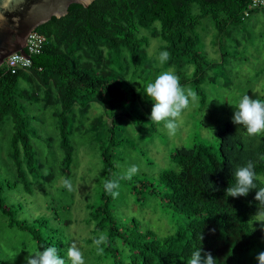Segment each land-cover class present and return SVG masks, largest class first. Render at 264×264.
<instances>
[{
	"label": "trees",
	"instance_id": "obj_1",
	"mask_svg": "<svg viewBox=\"0 0 264 264\" xmlns=\"http://www.w3.org/2000/svg\"><path fill=\"white\" fill-rule=\"evenodd\" d=\"M251 2L94 0L87 7L71 4L65 16L52 17L37 27L35 31L47 42L40 53L30 57L31 66L15 74L0 66V120L8 118L13 124L6 156L15 170L8 178L0 177V214L9 227L25 232L36 251L55 246L67 260V248L73 242L69 218L73 191L61 183L52 198L70 193L71 203L54 204L51 200L43 207L25 194H32V182L52 185L63 176L74 180L76 145L72 137L76 134L92 137V148L98 150L94 164L99 163L98 168L88 170L93 172V181L83 196L84 221L90 228L84 240L88 246L85 264H188L192 252L201 246L218 264H257L256 255L264 251V230L251 221L259 207L256 190L238 198L226 196L225 190L235 182L236 166L248 161L255 165L260 178L257 183L264 186V138L250 136L243 127L227 121L216 132L217 149L198 143L175 148L169 168L148 174L139 170L127 180L119 178L129 167H118L116 155L124 140L121 128L130 133L127 120H122L126 115L116 117L113 112L99 111L88 119L92 103L102 105L109 99L106 104L113 111L115 104L128 101L123 90L132 86L123 72L129 64L144 70L156 63L146 51L152 37L163 42L157 52L170 53L165 67L177 70L182 86L186 79L181 70L186 64L195 65L193 82L204 103L199 84L205 62L196 52L199 40L195 31L202 18L210 17L218 34L228 37L251 13L261 11L249 9ZM193 6L197 15L192 13ZM23 101L54 108L59 158L52 149L51 156L46 153L40 159L31 142L41 139L32 126L37 117L26 113ZM128 107L131 115L141 117L133 122L137 128L140 121L148 120L144 114L148 104H137L133 99ZM49 141L51 138L45 144L50 149ZM114 179L119 180V194L129 191L137 202L144 194L159 199L178 219L174 230L158 236L135 217L123 218L114 207V198L104 189L105 180ZM101 235L106 240L97 246L94 240Z\"/></svg>",
	"mask_w": 264,
	"mask_h": 264
},
{
	"label": "rangeland",
	"instance_id": "obj_2",
	"mask_svg": "<svg viewBox=\"0 0 264 264\" xmlns=\"http://www.w3.org/2000/svg\"><path fill=\"white\" fill-rule=\"evenodd\" d=\"M192 13L194 15L199 13L196 6H193ZM195 33L199 40L196 52L203 57L205 62L204 78L199 84L204 103H202V97L197 95L198 101L190 103L189 108L182 115L180 130L175 136H169L162 124L151 121L150 116H147L149 112L151 114L153 107V103L144 93L147 84L154 82L160 73L169 69L177 73L175 68H166L165 63H160L161 52L157 50L163 42L159 37L150 38L146 49L148 56L156 62L150 69H134L129 64L123 72V77L132 86L131 90L122 89L128 101L115 104L113 111L109 108V103L106 104L109 99L105 98L102 105L92 103L88 113L89 120L99 111H106L107 114L113 112L116 117H120L121 113L126 115L122 120L123 122L127 120L130 133L125 134L121 128L124 140L119 146V153L116 151L118 167L119 165L122 167L136 165L139 170H144L143 172L148 174L169 168L170 156L175 148H190L194 143H198L217 149L216 132L227 121L233 120L235 107L242 96L247 94L253 99L264 98V13L262 11L251 13L244 23L238 26L237 31L235 30L228 37L218 34L210 17L201 19ZM194 69L195 65L186 64L181 72L186 79V84L183 86L196 93V85L193 82ZM133 99L137 104L149 105L147 113H144L148 120L140 121L141 125L138 128L133 122L137 123L141 117L131 115L128 107L130 100ZM21 104L26 113L37 117V121L32 122V126L37 130L41 139H33L31 142L36 147L40 159L45 158L46 153L51 156L52 149L59 158L54 108L51 106L43 108L42 105L28 101H23ZM152 124L155 130L152 129ZM12 133L11 119L0 120V177L2 178H8V174L14 173L15 170L6 156L10 149ZM259 137L264 138V134ZM49 138H51L50 149L45 144V140ZM72 140L76 146L72 170L74 180H71L73 202L69 215L72 221L70 234L72 241H75L84 253L88 247L84 240L89 237L90 228L84 221L83 196L93 181V172H88V170L99 167V163L94 164V161H98L96 157L94 158L98 156V150L92 148L95 144L92 137L88 139V136L80 137L75 134ZM61 183V179L54 181L52 185L32 182V194L25 195L35 200V203L37 202L41 207L51 204V200L52 202L54 200V204L58 202L63 205L70 204V193H58L56 198H52ZM135 200L132 193L123 191L114 199V207L123 218L135 217L143 223H141L143 228H151L158 236L166 235L174 230V223L178 219L162 207L159 199L144 194L141 202ZM261 242L264 245V240ZM35 252V245L31 238L25 232L9 227L7 220L0 214V264H25V258Z\"/></svg>",
	"mask_w": 264,
	"mask_h": 264
},
{
	"label": "clouds",
	"instance_id": "obj_3",
	"mask_svg": "<svg viewBox=\"0 0 264 264\" xmlns=\"http://www.w3.org/2000/svg\"><path fill=\"white\" fill-rule=\"evenodd\" d=\"M170 58V53H160V63H165ZM153 103L150 120L162 124L169 136H175L180 130V120L190 103L198 101L197 94L186 86H182L180 78L171 69L160 73L154 80L149 82L144 92ZM232 122L243 127L250 136L264 134V100L251 98L244 95L235 107ZM239 130V129H238ZM213 131V130H212ZM139 172L136 165L129 167L119 179L131 180ZM234 183L225 190L226 196L232 198L247 197L249 192L256 190L255 200L259 202L258 211L251 221L259 224L264 230V186L257 181L260 179L255 171V165L248 161L238 165L233 171ZM62 185L69 191L73 190L72 181L66 177L61 178ZM119 180H105L104 189L114 199L119 196ZM209 187H212L209 184ZM200 241L203 236L200 235ZM106 240L103 235L94 243L99 246ZM257 264H264V251L259 252L255 257ZM25 264H85L84 253L74 241L67 248V260L59 255L55 246L44 248L43 251H36L25 258ZM188 264H218L211 252L204 251L203 247L197 248L191 254Z\"/></svg>",
	"mask_w": 264,
	"mask_h": 264
},
{
	"label": "water",
	"instance_id": "obj_4",
	"mask_svg": "<svg viewBox=\"0 0 264 264\" xmlns=\"http://www.w3.org/2000/svg\"><path fill=\"white\" fill-rule=\"evenodd\" d=\"M94 0H0V66L14 53L26 58V38L52 17L67 14L71 4L87 7Z\"/></svg>",
	"mask_w": 264,
	"mask_h": 264
},
{
	"label": "built area",
	"instance_id": "obj_5",
	"mask_svg": "<svg viewBox=\"0 0 264 264\" xmlns=\"http://www.w3.org/2000/svg\"><path fill=\"white\" fill-rule=\"evenodd\" d=\"M249 9L255 10L259 9L261 11H264V0H252V2L249 5ZM47 42V38L35 30L29 33V35L26 38L25 42V52L29 56L26 58L25 56L14 53L8 56L4 62L3 66L11 74H15L18 71L26 70L31 66V60L30 57L32 55H36L40 53V51L43 49L44 45Z\"/></svg>",
	"mask_w": 264,
	"mask_h": 264
}]
</instances>
